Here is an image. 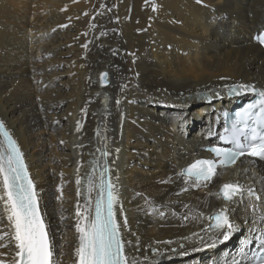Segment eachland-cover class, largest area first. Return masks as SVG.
<instances>
[{
	"label": "bare ground",
	"instance_id": "1",
	"mask_svg": "<svg viewBox=\"0 0 264 264\" xmlns=\"http://www.w3.org/2000/svg\"><path fill=\"white\" fill-rule=\"evenodd\" d=\"M263 29L264 0H0V118L24 154L60 264L74 259L78 162L81 176L93 160L102 166L97 148L108 152L138 264H243L264 238V202L231 206L239 230L221 243L204 231L223 203L210 193L238 180L264 197V162L239 160L186 192L177 173L210 157L202 147L216 144L220 109L235 102L229 88L264 90V51L253 42Z\"/></svg>",
	"mask_w": 264,
	"mask_h": 264
},
{
	"label": "snow or ice",
	"instance_id": "2",
	"mask_svg": "<svg viewBox=\"0 0 264 264\" xmlns=\"http://www.w3.org/2000/svg\"><path fill=\"white\" fill-rule=\"evenodd\" d=\"M196 2L200 4L202 0ZM100 7L104 8L105 5L101 4ZM156 10L157 6L153 4L152 11ZM84 15L87 16L88 13L85 12ZM90 27L95 28L96 25L91 24ZM258 43L264 46V34L258 35ZM82 47L87 50L88 44ZM107 78V72L100 74L102 86L107 84ZM228 90L240 94L254 91V88L237 84ZM260 95L261 99L257 103L236 113L232 135L223 138L225 142L233 144L232 148L211 147L207 151L212 153L213 158H197L177 173L183 180L182 192L188 191L190 187H207L224 170L234 167L241 157H250L252 162L264 161V93ZM82 111L87 113V108ZM81 128L82 124L78 121L76 131L79 132ZM96 135L102 138L99 129ZM0 137L3 138L0 140V249H8L7 252H0V264H60L57 245L41 211L40 193L31 178L23 152L3 122H0ZM240 137H243L244 143ZM96 151L104 157L108 156V152L102 148H97ZM80 167L82 165L78 162L75 179L77 199L73 217L77 236L73 264H138L139 258L126 252V245H131L132 242L126 241L122 235V227H127V219L123 223L118 220V213L122 214L124 210L120 205V193L111 176V169L106 163L101 166L99 161L93 160L89 162L88 171L81 176ZM170 180L171 178L160 182L168 183ZM64 187L62 180L56 188L59 194L56 199L61 204L64 201ZM210 195L223 203L207 216L209 224L204 231L211 230L218 239L222 237L219 240L221 243L228 241L239 230V226L230 218L233 210L231 206L248 198L253 201L251 207L255 211V202H264V197L258 195L253 187L238 180L222 183ZM153 211L157 209L154 208ZM160 214L163 215L162 212ZM200 216L203 217L204 214L200 213ZM64 219L66 217L62 208L61 221ZM184 219H188V216ZM158 243L169 244L172 241ZM215 244L214 240L209 247H215ZM135 250L140 251L139 238Z\"/></svg>",
	"mask_w": 264,
	"mask_h": 264
},
{
	"label": "rangeland",
	"instance_id": "3",
	"mask_svg": "<svg viewBox=\"0 0 264 264\" xmlns=\"http://www.w3.org/2000/svg\"><path fill=\"white\" fill-rule=\"evenodd\" d=\"M236 99H234V101H235ZM218 102H221V104H219V106L218 107H221V105H223L224 104V101L223 100H219ZM208 104V103H207ZM211 114V112L209 111V109L207 110V115H210ZM205 114V115H206ZM205 115H203V116H201L202 118H204L205 119ZM212 116V115H211ZM207 118V117H206ZM206 123H211V121H212V119H211V117L209 116L206 120ZM210 261H212V260H210ZM209 262V261H208ZM207 262V263H208ZM209 264H213V262H210Z\"/></svg>",
	"mask_w": 264,
	"mask_h": 264
},
{
	"label": "water",
	"instance_id": "4",
	"mask_svg": "<svg viewBox=\"0 0 264 264\" xmlns=\"http://www.w3.org/2000/svg\"><path fill=\"white\" fill-rule=\"evenodd\" d=\"M101 74V73H100ZM100 74L98 75V78L100 77ZM109 77V76H108ZM108 79V78H107ZM109 85V82H107L106 85H104V87L106 88ZM231 92H229V90L226 92V95L230 94ZM221 97V96H220Z\"/></svg>",
	"mask_w": 264,
	"mask_h": 264
}]
</instances>
